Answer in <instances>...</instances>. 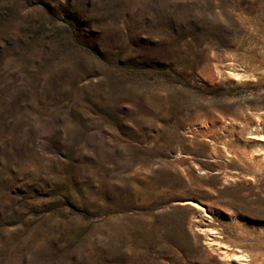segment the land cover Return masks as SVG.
<instances>
[{"label":"rangeland","instance_id":"1","mask_svg":"<svg viewBox=\"0 0 264 264\" xmlns=\"http://www.w3.org/2000/svg\"><path fill=\"white\" fill-rule=\"evenodd\" d=\"M0 264H264V0H0Z\"/></svg>","mask_w":264,"mask_h":264},{"label":"bare ground","instance_id":"2","mask_svg":"<svg viewBox=\"0 0 264 264\" xmlns=\"http://www.w3.org/2000/svg\"><path fill=\"white\" fill-rule=\"evenodd\" d=\"M188 203H190V204H192V205H194V206H197V204L196 203H194V202H188ZM232 257H233V259H236L238 262H243V261H247V256H245V254L244 255H240V256H238V255H232Z\"/></svg>","mask_w":264,"mask_h":264}]
</instances>
